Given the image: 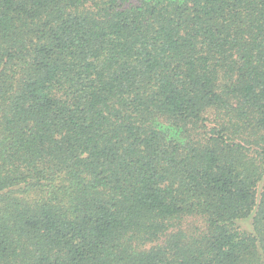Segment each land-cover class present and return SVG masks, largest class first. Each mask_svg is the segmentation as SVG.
Listing matches in <instances>:
<instances>
[{
    "label": "trees",
    "instance_id": "16d2710c",
    "mask_svg": "<svg viewBox=\"0 0 264 264\" xmlns=\"http://www.w3.org/2000/svg\"><path fill=\"white\" fill-rule=\"evenodd\" d=\"M0 264H264V0H0Z\"/></svg>",
    "mask_w": 264,
    "mask_h": 264
}]
</instances>
